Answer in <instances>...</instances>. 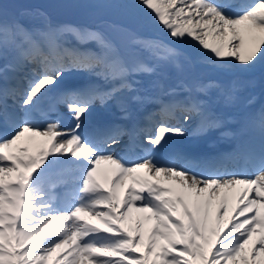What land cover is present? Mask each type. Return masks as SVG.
Wrapping results in <instances>:
<instances>
[{
	"label": "snow or ice",
	"instance_id": "6c2138e0",
	"mask_svg": "<svg viewBox=\"0 0 264 264\" xmlns=\"http://www.w3.org/2000/svg\"><path fill=\"white\" fill-rule=\"evenodd\" d=\"M63 6L109 18L0 0V264H264V106L230 114L264 75V0ZM97 108L121 122L90 126ZM215 132L229 152L171 141Z\"/></svg>",
	"mask_w": 264,
	"mask_h": 264
},
{
	"label": "rangeland",
	"instance_id": "374dc122",
	"mask_svg": "<svg viewBox=\"0 0 264 264\" xmlns=\"http://www.w3.org/2000/svg\"><path fill=\"white\" fill-rule=\"evenodd\" d=\"M73 2H80L84 3L85 0H3L6 16L5 19L11 20L14 16H16L17 11L20 8L25 7H40L42 10L47 12L48 18L53 24H74V25H92L96 26L100 22H94L90 21L87 24H81L78 22L79 19H82V15L85 12L86 8L81 7H65L63 5L73 3ZM88 22V21H87ZM22 23H24L26 26H33V25H40L42 24V21L40 19H32V18H24L22 20ZM186 41H188V38H186ZM195 42L189 43L186 42L183 46V49L189 50V52H192L191 45ZM188 45V46H187ZM230 113H233L232 110H230ZM253 239H256V237H253Z\"/></svg>",
	"mask_w": 264,
	"mask_h": 264
},
{
	"label": "bare ground",
	"instance_id": "6f19581e",
	"mask_svg": "<svg viewBox=\"0 0 264 264\" xmlns=\"http://www.w3.org/2000/svg\"><path fill=\"white\" fill-rule=\"evenodd\" d=\"M192 41H189V43H191ZM194 44V43H193ZM186 46V45H185ZM188 46V45H187ZM118 114V111L116 109H113L112 111H104V110H100V109H96L92 115H109V114ZM95 118L93 119V121L90 123V126L92 125H96V120ZM230 139L231 138H220V134L219 133H216V134H211L210 136H208L206 139H203L199 142H196L195 144L200 146V145H204L205 147L207 148H210V149H216L218 147H221L223 144H221V140H226L227 143L230 142ZM193 145V142L191 141V139L189 137H186L185 139V142L181 145H178V146H184V147H188L190 148L191 146ZM225 219H227V217H225Z\"/></svg>",
	"mask_w": 264,
	"mask_h": 264
}]
</instances>
